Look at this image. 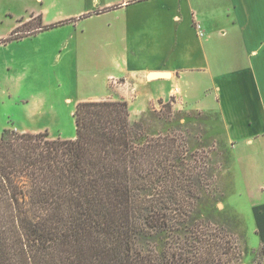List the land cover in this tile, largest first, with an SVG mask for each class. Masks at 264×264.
<instances>
[{
  "label": "trees",
  "instance_id": "16d2710c",
  "mask_svg": "<svg viewBox=\"0 0 264 264\" xmlns=\"http://www.w3.org/2000/svg\"><path fill=\"white\" fill-rule=\"evenodd\" d=\"M174 102L136 121L125 101L80 102L74 139L5 129L0 264L242 263L243 223L217 213L232 182L229 147L210 115ZM252 213L264 247V205Z\"/></svg>",
  "mask_w": 264,
  "mask_h": 264
},
{
  "label": "crops",
  "instance_id": "0c3cea01",
  "mask_svg": "<svg viewBox=\"0 0 264 264\" xmlns=\"http://www.w3.org/2000/svg\"><path fill=\"white\" fill-rule=\"evenodd\" d=\"M35 1L8 36L41 16L22 39L63 33L49 47L93 63L96 87L86 91L113 93L100 101L127 102L131 119L172 98L176 110L210 115L236 188L264 190V0H63L52 17L55 2ZM256 199L253 207L264 205Z\"/></svg>",
  "mask_w": 264,
  "mask_h": 264
},
{
  "label": "rangeland",
  "instance_id": "374dc122",
  "mask_svg": "<svg viewBox=\"0 0 264 264\" xmlns=\"http://www.w3.org/2000/svg\"><path fill=\"white\" fill-rule=\"evenodd\" d=\"M46 1L56 3L51 17L55 11L63 12V0ZM32 5H36L35 0H0V42L12 35L7 34L14 20L29 9L25 7ZM31 16V23L20 30L22 38L42 23L41 16ZM22 38L7 47H0V135L5 129L36 133L47 130L53 139H74L76 125L73 113L77 103L109 99L113 93L86 91L96 87L94 74L97 72L93 63L63 58V48L56 46L52 50L49 47L52 43L58 44L63 33L44 34L35 39ZM37 49L42 52H36ZM213 122L211 119V129ZM224 184L226 198L217 205V213L240 219L247 232L248 251L240 264H264V247L256 236L251 211L256 198L264 196V190L236 188L233 175L232 182L224 181Z\"/></svg>",
  "mask_w": 264,
  "mask_h": 264
},
{
  "label": "built area",
  "instance_id": "2783aa9c",
  "mask_svg": "<svg viewBox=\"0 0 264 264\" xmlns=\"http://www.w3.org/2000/svg\"><path fill=\"white\" fill-rule=\"evenodd\" d=\"M197 31H198L199 36L203 37V32H202L200 25H197ZM112 81H113L112 82L113 84H116L118 82V80H114V79H112Z\"/></svg>",
  "mask_w": 264,
  "mask_h": 264
},
{
  "label": "water",
  "instance_id": "95a60500",
  "mask_svg": "<svg viewBox=\"0 0 264 264\" xmlns=\"http://www.w3.org/2000/svg\"><path fill=\"white\" fill-rule=\"evenodd\" d=\"M150 76H152V79L157 77H167L166 74H151Z\"/></svg>",
  "mask_w": 264,
  "mask_h": 264
},
{
  "label": "bare ground",
  "instance_id": "6f19581e",
  "mask_svg": "<svg viewBox=\"0 0 264 264\" xmlns=\"http://www.w3.org/2000/svg\"><path fill=\"white\" fill-rule=\"evenodd\" d=\"M150 78L152 79V76H150Z\"/></svg>",
  "mask_w": 264,
  "mask_h": 264
}]
</instances>
